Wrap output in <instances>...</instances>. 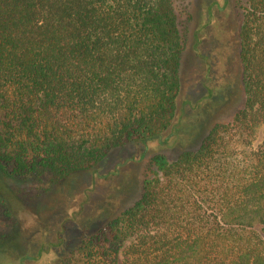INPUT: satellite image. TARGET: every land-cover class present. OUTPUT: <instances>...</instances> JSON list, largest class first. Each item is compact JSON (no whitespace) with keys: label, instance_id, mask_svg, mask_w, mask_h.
Listing matches in <instances>:
<instances>
[{"label":"trees","instance_id":"obj_1","mask_svg":"<svg viewBox=\"0 0 264 264\" xmlns=\"http://www.w3.org/2000/svg\"><path fill=\"white\" fill-rule=\"evenodd\" d=\"M241 9L240 108L152 156L138 198L51 264H264V0ZM182 50L172 0H0V175L50 186L164 143Z\"/></svg>","mask_w":264,"mask_h":264},{"label":"rangeland","instance_id":"obj_2","mask_svg":"<svg viewBox=\"0 0 264 264\" xmlns=\"http://www.w3.org/2000/svg\"><path fill=\"white\" fill-rule=\"evenodd\" d=\"M172 3L183 50L176 113L165 142H129L94 170L50 186L0 175V264H51L99 224L98 214L111 215L138 198L152 156L172 160L194 150L213 122L228 121L240 108L237 34L246 0Z\"/></svg>","mask_w":264,"mask_h":264}]
</instances>
